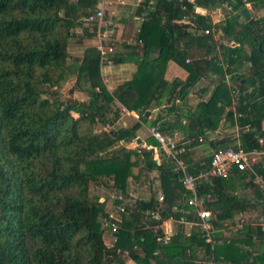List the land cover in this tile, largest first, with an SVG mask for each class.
I'll return each mask as SVG.
<instances>
[{"label": "trees", "instance_id": "obj_1", "mask_svg": "<svg viewBox=\"0 0 264 264\" xmlns=\"http://www.w3.org/2000/svg\"><path fill=\"white\" fill-rule=\"evenodd\" d=\"M245 1L141 0L136 12L143 22L136 43H122L131 51H116L111 42L112 51L106 53L113 62L134 60L139 74L109 92L99 71V51L85 47L71 89L84 92L88 100L78 101L62 99L60 90L68 78L69 48L95 35L85 17L98 0H0V264H124V250L132 258L144 253L145 264L151 259L155 264H264V221H259L264 216V187L254 183L252 173L233 167L227 177L198 179L201 208L210 211L211 242L204 240L197 225L189 231L180 225L163 243L157 240L161 230L151 229L152 224L180 215L186 221L198 220L171 160L163 153L156 159L152 149L118 144L132 140L139 123L89 134L79 127L82 119L114 124L119 103L142 115L164 98L170 105L160 108L149 123L158 131L171 134L184 119L182 133L195 143L225 125L234 127L237 137H225L214 150L230 144L234 149L264 150V21L241 19ZM195 5L221 7L223 19L212 24L208 16L194 11ZM169 59L187 71L181 83L160 76L158 67ZM246 61L250 66L243 73ZM153 64L155 73L149 70ZM211 85L209 96L194 108L173 103L177 96L184 100L193 87L204 94ZM146 142L160 145L152 136ZM136 164L158 173L163 200L153 194L125 202L122 214L131 218L119 225L115 244L107 245L100 221L107 213L89 185L111 179L109 187L128 196ZM256 167L264 180V155ZM188 172L196 175L198 170L189 166ZM249 186L252 197L240 196ZM120 201L114 197L115 203ZM155 209L159 220L151 218ZM245 210H256L257 224L252 229L248 221L239 220L225 235V222L232 224L234 214ZM198 250L203 251L201 258L195 255Z\"/></svg>", "mask_w": 264, "mask_h": 264}, {"label": "crops", "instance_id": "obj_2", "mask_svg": "<svg viewBox=\"0 0 264 264\" xmlns=\"http://www.w3.org/2000/svg\"><path fill=\"white\" fill-rule=\"evenodd\" d=\"M193 1V0H190ZM259 0H253V1H245V6L249 10V18H260L264 21V0L260 2L259 5L255 6L254 3H257ZM141 0H98L96 8L94 11L98 9H102L103 11V21H104V29L108 32V37L105 39V43L109 44L112 42L114 45L113 49L115 48L116 51L120 52H129L131 51L130 47H124L122 43H125V45L132 46L136 43L135 37L137 35V32L139 31V28L141 27V24L143 22V17L138 15L136 12L137 7L139 6V3ZM93 11V12H94ZM194 11L198 14L206 15L210 18V22L212 24L219 23L223 19V8L221 7H215L212 9H207L204 6L195 5ZM92 13V12H91ZM240 17L242 20L247 21L248 19H245L240 14ZM221 33L218 31L216 35H214L215 38H220ZM97 36H86L83 38L82 46H76L69 48V57L66 62V76L67 81L65 86L63 87L61 92H64L65 88L71 89L73 86L76 76L79 72L80 66H81V60L84 52V48L88 46H94L97 45ZM226 44L234 45L233 41H223ZM120 45V47H119ZM97 49V48H96ZM189 59V58H187ZM250 66V61H246L244 63V67L240 70L243 73H246L248 71V68ZM151 67L150 72H156L157 71V64H153ZM162 70V73L160 76L167 80V81H176L177 83H181L185 80L187 76V71L183 66L178 64L176 61L169 59L165 64H162L160 67H158ZM99 71L101 74L102 82L107 89V91L111 92L117 87L119 84H122L124 82H127L131 80L135 75L138 73L137 64L134 60H127L122 62H103L99 65ZM146 72V71H145ZM149 72V71H148ZM211 87L204 93L200 94L198 87H193L189 91V93L186 95L184 100L180 96H177L174 98L173 103L175 104H184L183 106L185 108H194V106L198 103V101L205 99L209 96ZM71 93L77 95H82L84 92L71 89ZM70 95V94H69ZM80 100L81 97L79 98ZM83 101V100H82ZM164 105H170L169 103H166L164 101V98L162 99V103L160 105L150 107L148 106L145 110H150L149 114L145 117L144 112L142 115H139L134 110H129L125 108L121 103L118 105V118L116 122L112 125H103L101 123H92L89 122L88 119H82L79 122L80 131L85 134H89L90 132L94 131H100V129H96L95 125H101L103 130H109V129H118L121 127H131L135 123H139L137 128L134 130L135 137L132 138V140H128L125 138L122 141H119L118 144L126 145L128 148H136L137 146L145 147L146 145L157 147V152L154 153L155 158L163 153L165 158L169 159L167 157V151L165 147L162 145H151L147 144V139L149 137H153L154 135L151 131V128L154 127L156 131L158 129L156 126L150 125L151 121L155 119L156 113L162 108ZM122 110V111H121ZM144 110V111H145ZM155 110L153 113L152 111ZM168 119H171L174 117V114H171L167 116ZM146 120V121H145ZM185 123V120H182L181 125H179L177 128L173 130L171 134L162 133L158 131V133L164 135V137H170L172 141L175 143L176 149L183 148V151L177 153V156L179 159H181L188 167L190 168H197L198 172L196 176H198V179H201L203 177L211 175L209 172H206V163L209 159V156L211 155V152L214 150L216 145L221 144L225 137H228L229 135L233 134V136L237 137V132L234 127H227L223 125L222 129L214 130V131H208L205 133V135L200 136L195 143H192L193 141L191 139H185L182 131H183V124ZM109 128V129H106ZM94 128V129H93ZM261 128L264 130V120L261 122ZM155 139V138H154ZM156 140V139H155ZM222 140V142L217 143V141ZM157 141V140H156ZM159 143V142H158ZM237 145L239 144V139L234 142ZM160 144V143H159ZM230 144L229 146H231ZM146 148V147H145ZM183 154L186 158V160L183 157ZM132 159H134V156H132ZM172 164L175 165V162L171 160ZM132 174L129 177V185H128V196H124L128 201L131 199H147L151 197L153 194L156 198V195L158 192H161L160 190V180L158 177V173L153 170L150 172H145L140 169V165L136 164L132 166L131 168ZM206 172V173H205ZM195 175V174H192ZM180 180V179H179ZM112 181L111 179H106L104 182L101 183H91L89 185V191L92 190L93 195L95 198L98 199L99 202H102L104 204L105 212L107 213V217H109L110 214L115 215V206L117 203L114 202V197H116L119 194L113 193L108 196L109 187L111 185ZM258 185H264L256 181L255 182ZM118 193V192H116ZM240 196H245L247 198L252 197V188L251 186L247 187L246 189H242L239 191ZM94 198V197H93ZM123 198L124 200H126ZM126 200V202H128ZM129 211V210H127ZM126 212V211H125ZM130 212V211H129ZM196 213V212H195ZM258 213V212H257ZM256 215V210H245L242 213H235L232 219V224H228L225 222L223 231L225 235H230L232 231H234L233 227L234 223H238L239 220H245L248 221L247 223L250 224V226L253 227L257 224L258 218H256L255 221H253V217ZM243 217L242 219H240ZM121 220L119 222V225H124L125 219H130L131 216H123L121 215ZM176 220V218H175ZM173 221V219H170L169 217L162 219L160 222L152 224L151 229L157 230L158 228L161 230L162 235L163 231H171V235L167 239V241L170 239V237L175 233V231L178 229L180 225H183V228L185 231H189L190 227L192 225L188 223H177L176 221ZM197 220V219H196ZM195 220V221H196ZM264 221V216L259 219V221ZM128 222V221H127ZM120 225V226H121ZM156 225H159L158 227H155ZM226 225H228L227 229L225 228ZM127 229L131 231L132 227L128 223L126 226ZM107 234L103 235L105 243L108 245H114L116 241H114V234L108 230ZM157 236V237H158ZM158 240V239H157ZM107 241L109 243H107ZM161 241V240H159ZM166 241V242H167ZM163 242V241H162ZM163 242V243H166ZM254 243L256 244L257 241L254 240ZM126 253L122 254V257L124 258L123 262L124 264H145L144 256L145 254L138 253V255L135 258H132L129 256L127 250H124ZM195 255H197V258H201L203 256V251L198 250L196 251ZM141 260L140 262H137ZM204 260V259H201ZM151 264H155L154 260H150ZM150 264V263H149Z\"/></svg>", "mask_w": 264, "mask_h": 264}, {"label": "built area", "instance_id": "obj_3", "mask_svg": "<svg viewBox=\"0 0 264 264\" xmlns=\"http://www.w3.org/2000/svg\"><path fill=\"white\" fill-rule=\"evenodd\" d=\"M224 6L229 7L228 4ZM85 21L88 25L94 27L92 31H95V35L97 36V45L96 48L100 53L99 63L102 64L103 62H109L110 60L107 58L106 53L112 51V47L110 44L105 43V39L108 37V32L101 27L104 26L103 21V11L102 9H98L92 13H89L85 17ZM205 33L209 32L208 29L204 30ZM188 61V59L186 60ZM122 111V110H121ZM151 131L154 135V138L160 143V145H164L167 151V157L175 162L173 166V170L179 173V179L185 190L188 191L189 195L186 197V201L189 205L194 206L197 210V217L198 220L193 221H186L185 215H180L178 219H174L169 217L170 219L175 220L177 223H188L190 225H197L201 232L203 231L202 237L206 242H211L212 237L209 231L210 226L207 223V220L210 216V211L207 209L201 208L202 199L197 197V181L198 176L192 175L187 171L186 164L178 158L177 153L183 151V148L176 149L175 143L172 141L170 137H164V135L158 133L154 127L151 128ZM259 142H262V139H259ZM147 149H152L154 153H156L157 147L146 145ZM264 155L263 149H251V150H243V149H234L231 146L226 147H217L212 152V156L210 159V169L209 173L211 175L220 176V177H227L233 167H237L240 170H247L254 175V179L256 181L261 182L264 185V180L260 174L257 173L256 165L259 162L261 156ZM121 201L115 206V215L110 214L109 217L104 218V225L107 227L114 234V241H116V231L119 228V222L121 220V215L126 211L125 209V202L126 200L119 194L116 196ZM209 197V195H208ZM157 201L163 200V194L158 192L156 195ZM175 208V207H174ZM151 218L159 220L160 213L159 210L153 211L151 213ZM156 225L155 227H158ZM171 235V231H163L162 235L158 236L157 239L163 242H166L169 236ZM123 253H126L123 251Z\"/></svg>", "mask_w": 264, "mask_h": 264}, {"label": "rangeland", "instance_id": "obj_4", "mask_svg": "<svg viewBox=\"0 0 264 264\" xmlns=\"http://www.w3.org/2000/svg\"><path fill=\"white\" fill-rule=\"evenodd\" d=\"M63 87H66V86L64 85ZM63 87H62V88H63ZM62 88H61V90H62ZM61 90H60V91H61ZM70 90H71V89L65 88V89H64V92H63V93L61 92V96H62L61 98L64 99V100H66V99H68V98L76 99V100H78V101H82V100H83V101H87V100H88V97H87V95H86L85 93H83L82 95H77V96H76L75 94L71 93ZM69 94H70V95H69ZM80 97H81L82 100L79 99ZM95 127H96V129H98V130H99V129H100V130H103V129H102L103 127H102L101 125H99V124H98V125H95ZM93 129H94V128H93ZM106 129H109V128L106 127ZM138 165H139V164H138ZM90 185H91V184H90ZM106 191L109 192V194H108L109 197H110V195L113 194V193H115V195L117 194L116 191H115L113 188H109V191H108V190H106ZM90 193L93 195L92 190H90ZM120 195H121L123 198H125L122 194H120ZM125 199H126V198H125ZM134 199H135V198H134ZM134 199H131V200H134ZM126 200H127V199H126ZM131 200H130V201H131ZM127 201H128V200H127ZM128 202H129V201H128ZM100 221L102 222L101 225H102V226H105L104 223H103V222H104V218H103V219H100ZM105 229H106V228H105ZM105 229H104V234H107V233H106L107 230L105 231ZM107 243H109V242L107 241ZM108 245H109V244H108ZM143 260H145V259H143ZM145 261H146V260H145ZM149 263H150V262H149ZM150 264H151V263H150Z\"/></svg>", "mask_w": 264, "mask_h": 264}, {"label": "water", "instance_id": "obj_5", "mask_svg": "<svg viewBox=\"0 0 264 264\" xmlns=\"http://www.w3.org/2000/svg\"><path fill=\"white\" fill-rule=\"evenodd\" d=\"M240 14H241L242 17L245 18V19H248L249 16H250V14H249V10L247 9L246 6L243 7V8L240 10ZM149 112H151V111H150V110H145V111H144V116L146 117V116L149 114ZM152 112L154 113L155 110H153ZM220 142H222V140L217 141V143H220Z\"/></svg>", "mask_w": 264, "mask_h": 264}, {"label": "clouds", "instance_id": "obj_6", "mask_svg": "<svg viewBox=\"0 0 264 264\" xmlns=\"http://www.w3.org/2000/svg\"><path fill=\"white\" fill-rule=\"evenodd\" d=\"M107 228V227H106Z\"/></svg>", "mask_w": 264, "mask_h": 264}]
</instances>
